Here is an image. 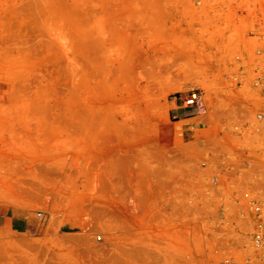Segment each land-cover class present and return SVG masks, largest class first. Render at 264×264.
I'll return each mask as SVG.
<instances>
[{
    "label": "rangeland",
    "instance_id": "rangeland-1",
    "mask_svg": "<svg viewBox=\"0 0 264 264\" xmlns=\"http://www.w3.org/2000/svg\"><path fill=\"white\" fill-rule=\"evenodd\" d=\"M259 31L264 0H0V264H260L225 167Z\"/></svg>",
    "mask_w": 264,
    "mask_h": 264
},
{
    "label": "built area",
    "instance_id": "built-area-1",
    "mask_svg": "<svg viewBox=\"0 0 264 264\" xmlns=\"http://www.w3.org/2000/svg\"><path fill=\"white\" fill-rule=\"evenodd\" d=\"M256 37L255 44L248 52L236 54L235 59L239 64L243 75L249 78V87L252 90L253 100L249 104L248 111H237L235 116L236 135L240 138L248 139L247 143H241L240 149L245 154L248 151V143H252V152L257 157L253 159H243L237 164L230 163L225 165L239 177L240 192H232L230 198L234 206L237 208L238 215L246 219V225L251 230V241L254 248L251 258L264 264V159L260 157L264 148L259 143L264 144V31L251 33ZM246 71L243 72V70ZM202 92L197 88H190L185 92H179L174 95L175 104H179L176 115L193 116L205 113V108L200 107ZM202 108V109H201ZM247 147V149H242ZM212 152V163L217 171L211 177L213 184L218 181L220 169H225L223 163H218L215 150ZM221 158V157H220ZM199 166H206V162L202 161ZM221 264H234L233 257H226Z\"/></svg>",
    "mask_w": 264,
    "mask_h": 264
},
{
    "label": "bare ground",
    "instance_id": "bare-ground-1",
    "mask_svg": "<svg viewBox=\"0 0 264 264\" xmlns=\"http://www.w3.org/2000/svg\"><path fill=\"white\" fill-rule=\"evenodd\" d=\"M205 89V88H204ZM209 91L207 90V92L205 93V94H203V95H201V102H200V107H202L203 109L205 108V110H206V105H209V99H210V92L208 93ZM201 108V109H202ZM222 115V114H221ZM230 151H232L231 149H230ZM230 151H229V154H230ZM231 155V157H232V154H230ZM253 247V246H252Z\"/></svg>",
    "mask_w": 264,
    "mask_h": 264
}]
</instances>
